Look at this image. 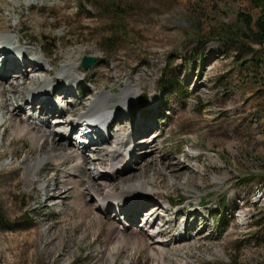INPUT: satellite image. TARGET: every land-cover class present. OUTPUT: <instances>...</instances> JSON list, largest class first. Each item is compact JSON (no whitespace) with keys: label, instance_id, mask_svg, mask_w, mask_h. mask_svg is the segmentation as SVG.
<instances>
[{"label":"rangeland","instance_id":"374dc122","mask_svg":"<svg viewBox=\"0 0 264 264\" xmlns=\"http://www.w3.org/2000/svg\"><path fill=\"white\" fill-rule=\"evenodd\" d=\"M21 13L22 45L34 47V55L42 58L39 66L46 71L48 61L61 53L98 48L93 67L82 66L84 56L90 53L81 58L78 75L87 82L74 89L75 97L63 98L62 106L76 100L68 105L69 111L56 110L47 124H37L54 134L58 127L55 119L65 121L76 104L90 102L95 89L113 94L108 107L111 113L118 109L116 104L127 83L138 88L139 95L130 101L126 112L117 113L123 115L105 122L115 126L109 127L108 137L99 141L88 136L87 142L95 143L88 145L91 149L86 153L79 150V157L62 168L54 162V171L48 165L40 179L49 180L52 188L58 181L71 188L66 200L47 198L37 183L33 189L23 184L26 169L21 161L28 156L31 140L27 136L16 139L12 127L0 128V145L4 142L0 147V264H102L101 259L107 258L103 251L108 234L115 224L127 225V233L137 229L149 239L146 248H123L115 264H264V61L257 66L254 60L264 58V45L250 48L241 38L242 31L234 34L236 39L226 36L232 30L245 29L241 13L258 16L254 3L24 0ZM108 41L111 45L105 48ZM62 66L59 58L51 74L30 66L26 69L29 75L60 80L58 84L64 80L59 79ZM19 74L20 70H13L8 79L9 83L20 81L23 101L30 79ZM167 79H178L177 92L164 88ZM85 89L87 93L82 94ZM54 92L49 96L52 102ZM61 92L64 90L55 100L61 101ZM144 97H149V103L138 105ZM24 102L14 101V105L21 108ZM40 109L39 103L27 101L19 115L38 122L44 115L40 116ZM4 116L2 110L0 120ZM118 125L128 130L148 128L135 138L133 160H127L119 176L108 173L104 161L98 166L103 174L99 181L117 183L115 187L121 188L124 183L118 184L123 180L134 187L144 179L154 193L139 199L148 204L139 218L135 213L116 211L112 202H103L105 211L100 213L99 223L94 217L101 197L97 189L93 188L92 195L84 185L80 193L75 187L80 179L92 181V186L97 180L78 177L80 170L72 175L67 171L80 158L87 161L88 172L98 171L93 152L102 149L101 155L107 158L110 147H103L113 141ZM71 128L58 130L59 144L77 149L78 129L66 135ZM148 161L152 172L145 178ZM167 161L175 163V171L165 169ZM176 172L181 176L173 177ZM101 186L105 185H96ZM166 200L177 206H167ZM58 202L65 205L58 207ZM198 217L196 224L193 221ZM148 219L151 229L145 230ZM169 222L172 231L154 237L161 225ZM157 240L160 245L154 244Z\"/></svg>","mask_w":264,"mask_h":264},{"label":"bare ground","instance_id":"6f19581e","mask_svg":"<svg viewBox=\"0 0 264 264\" xmlns=\"http://www.w3.org/2000/svg\"><path fill=\"white\" fill-rule=\"evenodd\" d=\"M33 3H35L37 0H30ZM24 5V0H0V58L3 57V60L0 62V113L2 110L6 111V116H4V119L0 120V128L6 127V130H9L8 127H12L16 136V139L29 137L32 143V147L29 150L28 156L24 157L22 159V165L25 167L26 171L22 178L23 184L26 185L28 188L34 187V185L37 183L42 190L45 192L47 198L55 197L56 199L60 200H66L71 195V188H66L65 184L58 181L56 182L55 186L52 188L49 180L40 179L41 176H43L45 173H47L48 165H51L53 171L56 169L54 166V162L58 163L59 167H63L64 165H67L69 160L71 161L74 157H79L78 152L83 153L85 151L90 150L91 148L88 147L89 144H91L94 141L89 142H83L80 143L79 146H76L77 149L74 147H70V144L64 143V145L59 144L60 143V137H59V131L65 130L66 127H72L66 135L69 134V132L73 131L74 129H78L80 124L76 123H82L84 125L87 124V127L91 129V132L93 137H96L97 140L105 139L104 136H109V127H112L114 125H104L107 121H113L114 118L120 117L123 115V113L117 114L119 112H126L128 109V104L130 101L136 99L139 95L138 88H132L130 83H127V87L124 88L122 91L118 103L116 104L118 106V109L113 111L112 113L108 110L109 103L114 98L113 94L110 91L101 90V88L98 90H94L90 97V102H80L74 106V108L70 111V117H68L65 121L60 119H55V122L57 123L55 133H50L49 130L45 126H41L37 123H43L42 125L47 124L51 118V116L56 115L57 111L66 112L69 111L68 105L70 103H75L76 100H71L67 102L66 106L58 107L57 104L54 103L50 99V95L53 91L58 94L61 90H65L66 92L65 100L69 98L75 97V90L73 89L72 85L65 86L67 82L70 84H75L79 86L82 82H87L86 79H82L78 75V71H80L79 63L81 61V58L83 55L90 53L92 56L98 54V48L97 47H90L89 49H76L67 52L65 55L60 54L59 56L53 58L51 61H48L46 65H48L47 71L46 68L40 67L39 62L42 61V58L38 55H34L33 48L28 47L27 45H22L24 43V33L22 32V27L19 26L20 20H21V7ZM31 6V4H29ZM16 20L14 23H12L13 20ZM17 44V45H16ZM14 51L17 52V57L13 56ZM35 53H38V50H35ZM61 58V63L63 64L62 69L59 72V76L63 79L62 83H58L60 80L55 79H49L45 77L43 74H28L27 73V66H30L35 69V71H42L46 72L48 74L52 73V67L57 61V59ZM17 61V63H16ZM44 63V62H41ZM6 67V68H4ZM87 69V68H86ZM13 70H20L21 74L18 76L28 78L30 79L29 85H28V92L25 94V98L22 101V93L23 90H21V83L18 81V83H9L11 79H8V73H10ZM54 71V70H53ZM74 71V72H73ZM24 75V76H23ZM37 79V80H36ZM43 80V82L40 84V81ZM32 81H38V85L34 86L35 84H32ZM23 86V85H22ZM54 86V87H53ZM62 87V88H61ZM55 88H58L55 90ZM27 90V89H26ZM88 90H84L82 94H86ZM25 92V91H24ZM54 92V93H55ZM14 94V98L11 96V94ZM26 97H29L30 99L27 100L28 102H34L35 104H40V116L43 115V118H38V122L34 120V122L26 121L21 115H19V111L22 107H25L27 105ZM81 99V98H80ZM15 102H24L22 103L21 108L15 107ZM52 103L51 106H49V102ZM56 105V107H55ZM57 107L59 109H57ZM68 107V108H67ZM67 109V110H66ZM57 110V111H56ZM83 110V113L80 112ZM80 112L75 117H72L71 114L75 112ZM117 111V112H116ZM4 114V113H3ZM112 116L108 119L109 116ZM30 118H35L30 116ZM53 124V123H52ZM39 125V126H38ZM78 125V126H77ZM76 127V128H75ZM115 127V126H114ZM148 128V127H147ZM147 128L141 130H128L124 127L121 128L118 125V130L115 131V138L113 141L106 146L103 147V149H107L110 147V149L107 151L106 155L107 158L105 159L102 154V149L98 150L97 152H93L94 156L93 159L94 162L97 163L95 169L98 171L96 172H88L87 168V161L79 159L78 162L72 164L67 171L69 175H72V171H78L80 170V173L78 174V177L85 178V177H92L93 180H97L98 185H105L101 186L102 189L99 187H96L97 183L92 186V181H86L83 182L82 179L80 181L76 182V188L77 192L80 193L82 188L81 186H85V189L90 194H95L93 192V188H96L97 194L100 195V199L98 200V207L94 213V217L97 218L99 223H102L101 214L105 211L104 208L101 207L103 205V202H106L107 205H110L111 202L114 205V208L116 211L121 209L122 211H125L127 215H131L133 213L138 214V218L140 216L143 207L147 206L148 204H144V201H141V199L144 195L149 196L150 193H154L150 189V187H147V183L144 179L139 180L136 182L134 187L130 183H127V180H123L119 182L124 183L123 187H115L117 183H104L99 181L101 177H103V174L100 173V170L98 169V166L103 165L104 161L106 163V168H110V171L112 174H117L119 176L120 174V168L125 169L123 165L127 162L129 158V155L132 156L133 152H128V150L125 149L127 145H131L137 135H139L141 132L147 131ZM59 130V131H58ZM113 130V129H112ZM78 133V132H77ZM117 135V136H116ZM61 136V135H60ZM88 137V135L86 136ZM60 140V141H59ZM70 143H72L70 141ZM95 143V142H94ZM73 144V143H72ZM70 145V146H69ZM4 146V142L0 145V147ZM102 146V145H101ZM80 150V151H79ZM104 151V150H103ZM133 151V150H132ZM86 153V152H85ZM131 153V154H130ZM86 155V154H85ZM145 156V155H143ZM142 156V157H143ZM77 157V158H78ZM85 159V158H84ZM95 163V164H96ZM163 163V162H162ZM150 161L146 163L144 166L145 169L143 170L144 177L147 178L149 176V173L152 172V169L150 167ZM175 164V163H174ZM172 161H167L165 164L166 167L169 168L170 171L174 170V165ZM57 165V166H58ZM159 168V166H158ZM161 169H164L162 167ZM121 170V171H122ZM168 170V169H167ZM90 171V170H89ZM68 175V176H69ZM175 175V176H173ZM173 177H180L181 175L176 172L173 173ZM50 177V176H49ZM51 179V178H49ZM154 179V178H153ZM126 181V182H125ZM157 181V180H155ZM80 182V183H79ZM83 182V183H81ZM92 183V184H91ZM188 183V181H187ZM117 185V186H118ZM121 186V185H120ZM63 188V189H61ZM66 188V189H64ZM82 193V192H81ZM96 194V195H97ZM144 199V198H143ZM57 203V206H63ZM167 206H169V200H166ZM112 205V207H113ZM154 208V207H153ZM64 209V208H63ZM168 210V209H167ZM148 212V211H147ZM144 213V212H143ZM142 213V215H143ZM167 213V211H166ZM196 216L198 215L197 212ZM156 213L153 215L151 214L150 217H154ZM166 215V214H165ZM159 217V214H157V217L154 220H157ZM136 219V218H135ZM199 217L194 220L193 222L198 224ZM151 221L148 219L145 224L143 225L145 230L151 229ZM170 225L164 224L161 225V229L156 232L154 237H159L161 234H165L166 232L172 231V225L173 223L169 222ZM147 227V228H146ZM207 226L205 225L204 228ZM112 230L108 234V241L105 246L104 255L106 258L101 259L103 260L102 264H115L116 260L120 256L122 249L126 247H130L132 249H141L143 247H148L149 239L144 237L141 232H139L137 229L131 230L130 233H127V230H129L127 225L118 224L113 227H111ZM138 228V227H137ZM99 229V228H98ZM116 229V231L114 230ZM149 229V230H150ZM114 230V231H113ZM99 233V232H98ZM49 235V233H48ZM50 243V242H49ZM160 243L158 240L157 242H154L156 245ZM173 244V240L172 243ZM100 249V247H98Z\"/></svg>","mask_w":264,"mask_h":264},{"label":"trees","instance_id":"16d2710c","mask_svg":"<svg viewBox=\"0 0 264 264\" xmlns=\"http://www.w3.org/2000/svg\"><path fill=\"white\" fill-rule=\"evenodd\" d=\"M114 1V0H113ZM254 3V6L259 9L258 16L254 18L251 14L241 13L243 16V21L245 24V29L242 28L232 30V34H226L227 38H234V34H238L239 31H242L241 38L247 42V45L252 48V45H264V0H251ZM118 9V5H117ZM111 43L108 41L105 44V48H108ZM96 47V46H95ZM248 59H246L247 61ZM254 60L257 66L260 65L261 62L264 61V58H255ZM164 88L165 89H172L173 91L177 92L179 90V81L178 79L172 80L167 79L165 80ZM148 104L146 97L141 100V105L146 106ZM14 178H12L13 180Z\"/></svg>","mask_w":264,"mask_h":264},{"label":"water","instance_id":"95a60500","mask_svg":"<svg viewBox=\"0 0 264 264\" xmlns=\"http://www.w3.org/2000/svg\"><path fill=\"white\" fill-rule=\"evenodd\" d=\"M83 60H84V63H83L84 67L85 68H90V67H92L95 64L97 59L94 56L86 55V56H84Z\"/></svg>","mask_w":264,"mask_h":264}]
</instances>
